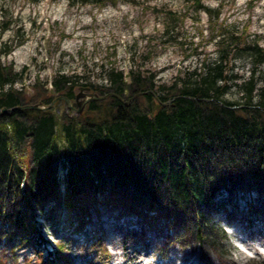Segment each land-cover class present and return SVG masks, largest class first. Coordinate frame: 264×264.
<instances>
[{"label": "rangeland", "instance_id": "obj_1", "mask_svg": "<svg viewBox=\"0 0 264 264\" xmlns=\"http://www.w3.org/2000/svg\"><path fill=\"white\" fill-rule=\"evenodd\" d=\"M202 4L219 10V15L198 7L195 0L105 4L96 0H0V60L16 74L15 89L29 96L38 82L52 93L54 80L61 75L74 86L83 79L107 88L110 85L104 81L110 79L111 68L122 70L127 81L131 71L140 70L155 73L156 84L161 85L171 84L179 72L184 79H198L222 62L230 86L221 99L242 103L245 94L239 84L254 77L253 103H258L264 87V58L255 63L258 47L264 48V0H202ZM171 12L177 14L175 19ZM223 82L219 79L218 84ZM63 109L62 104L55 113L60 115ZM86 109L87 105L79 115ZM23 161L29 168V158ZM213 167L219 177L221 167L217 163ZM234 170L236 179L240 173L245 175L247 186H239L237 180L226 187L220 185L217 204L207 208L211 226L205 228V243L189 235L184 238L186 227L181 219L175 217L178 222L169 226L163 216L137 217L124 208L119 194L106 192L92 203L91 219L85 217L82 227L77 225L78 213L72 228L66 210L58 208L51 215L55 202L47 203L48 219L55 222L49 224L37 212L38 224L30 240L19 239L18 232L13 240L2 234L0 257L5 264H264V189L258 190L259 183L244 166ZM66 171L62 166L58 169L63 191ZM38 230L54 251L56 244L65 243V256L48 263L44 248L53 249L37 246ZM240 241L253 248L252 256L237 247ZM257 248L262 252H254ZM162 257L167 260L161 261Z\"/></svg>", "mask_w": 264, "mask_h": 264}, {"label": "trees", "instance_id": "obj_2", "mask_svg": "<svg viewBox=\"0 0 264 264\" xmlns=\"http://www.w3.org/2000/svg\"><path fill=\"white\" fill-rule=\"evenodd\" d=\"M195 3L219 15L202 0ZM176 16L171 12L173 19ZM258 50L257 65L264 58V48ZM225 67L220 62L194 80L182 78L179 72L171 84L161 85L153 72L131 71L127 81L122 70L111 68L110 87L88 85L101 95L116 92L124 100L110 96L91 101L83 115H70L62 100L48 110L15 108L49 104L58 95L73 98L75 86L65 75L54 80L52 93L40 82L31 96L15 88L1 92L0 109L9 110L0 114V224L8 229L4 232L1 226L0 239L4 234L13 240L18 232L19 239L30 240L38 224L37 212L49 224L55 222L48 219L49 202H55L51 215L65 209L74 228L78 213L77 225L82 227L85 217L91 219L92 203L108 192L119 194L124 208L137 217L163 216L169 226L181 219L186 227L183 237L205 243V228L211 226L207 208L217 204L220 185L237 180L239 186H247L245 175L236 179L234 169L244 166L259 183L258 190L264 189V87L258 103H253L254 77L239 84L245 94L242 103L222 100L230 86ZM15 78L0 60V87ZM219 79L223 84H218ZM62 104L58 115L55 110ZM24 157L30 160L29 168ZM216 163L221 167L219 177ZM60 166L67 170L65 191L58 179ZM37 239V246L48 240L40 230ZM44 250L52 263L53 258L65 256V243L56 244L53 253ZM38 254L42 258L40 247ZM0 264H5L1 257Z\"/></svg>", "mask_w": 264, "mask_h": 264}, {"label": "water", "instance_id": "obj_3", "mask_svg": "<svg viewBox=\"0 0 264 264\" xmlns=\"http://www.w3.org/2000/svg\"><path fill=\"white\" fill-rule=\"evenodd\" d=\"M138 94H136L137 96ZM110 96H116L120 100H124L123 97L116 93V92H108L106 94H99L98 92L92 91L90 86L87 85H79L74 88V99L68 97L67 95H58L49 104H44L43 102H37L33 104H26V105H20L16 106V109L19 110H29V109H39V110H48L56 105L58 101H64L66 103V109L68 112L71 114V111H75L77 114H81L85 106L90 102V101H95V100H101V99H106ZM130 98L126 102H129L132 100ZM9 110L8 107L4 106L0 109V114H3Z\"/></svg>", "mask_w": 264, "mask_h": 264}, {"label": "built area", "instance_id": "obj_4", "mask_svg": "<svg viewBox=\"0 0 264 264\" xmlns=\"http://www.w3.org/2000/svg\"><path fill=\"white\" fill-rule=\"evenodd\" d=\"M87 83L88 82L86 80L80 79L79 82H78V85H75V86L86 85ZM69 84H72V82H69ZM104 84L108 85V86L111 85V80L109 79V80L104 81ZM50 85H52V84H50ZM5 88H6V90H5ZM13 88H15V84L13 82H8L7 86H4V88L2 90L0 89V93L3 92V91H9V90H11Z\"/></svg>", "mask_w": 264, "mask_h": 264}, {"label": "bare ground", "instance_id": "obj_5", "mask_svg": "<svg viewBox=\"0 0 264 264\" xmlns=\"http://www.w3.org/2000/svg\"><path fill=\"white\" fill-rule=\"evenodd\" d=\"M123 264V263H122ZM151 264V263H150ZM156 264H161V262H158V263H156Z\"/></svg>", "mask_w": 264, "mask_h": 264}, {"label": "flooded vegetation", "instance_id": "obj_6", "mask_svg": "<svg viewBox=\"0 0 264 264\" xmlns=\"http://www.w3.org/2000/svg\"><path fill=\"white\" fill-rule=\"evenodd\" d=\"M92 91H95V90H92ZM95 92H97V91H95ZM73 99H74V97H73ZM133 100V99H132ZM91 102V101H90Z\"/></svg>", "mask_w": 264, "mask_h": 264}]
</instances>
